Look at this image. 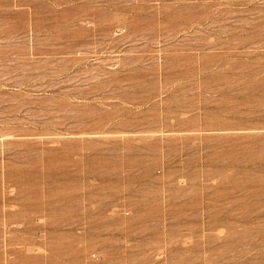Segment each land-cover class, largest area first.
I'll return each mask as SVG.
<instances>
[{
  "label": "rangeland",
  "instance_id": "374dc122",
  "mask_svg": "<svg viewBox=\"0 0 264 264\" xmlns=\"http://www.w3.org/2000/svg\"><path fill=\"white\" fill-rule=\"evenodd\" d=\"M0 264H264V0H0Z\"/></svg>",
  "mask_w": 264,
  "mask_h": 264
}]
</instances>
